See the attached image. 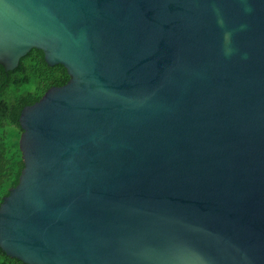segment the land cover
I'll list each match as a JSON object with an SVG mask.
<instances>
[{
    "label": "water",
    "instance_id": "water-1",
    "mask_svg": "<svg viewBox=\"0 0 264 264\" xmlns=\"http://www.w3.org/2000/svg\"><path fill=\"white\" fill-rule=\"evenodd\" d=\"M24 106L0 246L27 264H264V0H0Z\"/></svg>",
    "mask_w": 264,
    "mask_h": 264
},
{
    "label": "trees",
    "instance_id": "trees-1",
    "mask_svg": "<svg viewBox=\"0 0 264 264\" xmlns=\"http://www.w3.org/2000/svg\"><path fill=\"white\" fill-rule=\"evenodd\" d=\"M69 79L64 65H50L44 51L37 48L22 57L19 66L9 73L0 64V204L18 184L24 168L19 145L22 109L38 101L50 87ZM0 264L27 263L8 255L0 246Z\"/></svg>",
    "mask_w": 264,
    "mask_h": 264
}]
</instances>
